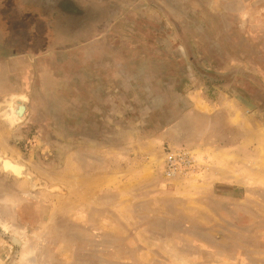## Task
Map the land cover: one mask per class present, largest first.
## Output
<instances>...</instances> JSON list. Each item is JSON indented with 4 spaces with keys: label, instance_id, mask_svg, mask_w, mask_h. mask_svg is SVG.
<instances>
[{
    "label": "rangeland",
    "instance_id": "rangeland-1",
    "mask_svg": "<svg viewBox=\"0 0 264 264\" xmlns=\"http://www.w3.org/2000/svg\"><path fill=\"white\" fill-rule=\"evenodd\" d=\"M175 148L195 168L168 180ZM221 161L254 180L211 184ZM18 166L0 264L23 242L27 264H264V0H0V173Z\"/></svg>",
    "mask_w": 264,
    "mask_h": 264
},
{
    "label": "crops",
    "instance_id": "crops-1",
    "mask_svg": "<svg viewBox=\"0 0 264 264\" xmlns=\"http://www.w3.org/2000/svg\"><path fill=\"white\" fill-rule=\"evenodd\" d=\"M240 146H243V142L240 144H238L236 147H235V150L234 151H238L239 150V147ZM234 153V152H233ZM234 156H237V154L234 153ZM220 164V169L218 168V170L214 167L215 164H213V162H211L210 164H208V167L206 168V170L204 171L205 174H207V181H209L211 184L215 183V182H219V183H223V184H229V185H247V182H251L254 180V175H251L249 177H246V175H242L241 173L238 174V175H234V172L233 173H230V172H226V168L228 169L229 166H230V163L229 162H224V161H221ZM250 166L252 167V162H250ZM250 167L251 171H252V168ZM208 169V170H207ZM17 172H11V171H3V173H0V177H1V180L3 181H10V182H16L18 185L21 184V186L24 184V180H23V177H15L12 173H14L15 175H18L21 171V168L20 166L17 167ZM207 171H210V172H207ZM11 174H10V173ZM255 172V171H253ZM17 173V174H16ZM202 174V173H201ZM232 174V175H231ZM94 174H90V178L93 177ZM82 177V176H80ZM20 188V187H19ZM21 190V189H20ZM19 190V191H20ZM93 190L94 188L92 187L91 188V191L90 193L93 194ZM99 191V189L97 187H95V193L97 194ZM20 193V194H19ZM18 194L16 193L14 196L16 198H19L21 196H23V199L19 198V200H22V202L24 203H27L29 205L32 206V203L34 199H37L39 196H41L42 194L39 192V191H30L26 188L23 189V191L19 192ZM41 194V195H40ZM90 194V195H91ZM82 204V203H80ZM90 209H92L90 207ZM18 213H17V216H18V219L20 222L25 221V219L23 218V215L20 213V209L17 207V210H16ZM25 223V222H24Z\"/></svg>",
    "mask_w": 264,
    "mask_h": 264
},
{
    "label": "built area",
    "instance_id": "built-area-1",
    "mask_svg": "<svg viewBox=\"0 0 264 264\" xmlns=\"http://www.w3.org/2000/svg\"><path fill=\"white\" fill-rule=\"evenodd\" d=\"M160 165L165 179L181 178L195 168V157L185 148L170 149L164 152Z\"/></svg>",
    "mask_w": 264,
    "mask_h": 264
},
{
    "label": "bare ground",
    "instance_id": "bare-ground-1",
    "mask_svg": "<svg viewBox=\"0 0 264 264\" xmlns=\"http://www.w3.org/2000/svg\"><path fill=\"white\" fill-rule=\"evenodd\" d=\"M7 171H10L9 169H7ZM17 174V173H16ZM0 227L3 229V231H5L6 233L10 234L11 236L10 237H13L14 241H17L18 240V244L20 242V245H21V233L20 231H17L15 228H12L10 226H8L7 224L1 222L0 220ZM17 239V240H16ZM24 247V250L22 251V253L20 254V263L21 264H27V260L30 256V246H28V242H27V245L25 246V242H23V246Z\"/></svg>",
    "mask_w": 264,
    "mask_h": 264
},
{
    "label": "water",
    "instance_id": "water-1",
    "mask_svg": "<svg viewBox=\"0 0 264 264\" xmlns=\"http://www.w3.org/2000/svg\"><path fill=\"white\" fill-rule=\"evenodd\" d=\"M13 242L16 243V244H18V241H14V240H13Z\"/></svg>",
    "mask_w": 264,
    "mask_h": 264
}]
</instances>
